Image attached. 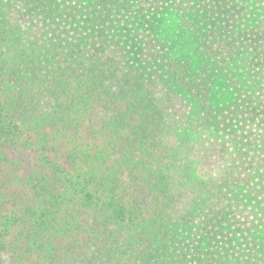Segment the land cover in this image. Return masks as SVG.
Returning a JSON list of instances; mask_svg holds the SVG:
<instances>
[{
  "label": "trees",
  "instance_id": "16d2710c",
  "mask_svg": "<svg viewBox=\"0 0 264 264\" xmlns=\"http://www.w3.org/2000/svg\"><path fill=\"white\" fill-rule=\"evenodd\" d=\"M39 18L45 50L24 30ZM170 89L203 127L235 113L233 159L197 198ZM244 191L264 193V0H0V264H263Z\"/></svg>",
  "mask_w": 264,
  "mask_h": 264
},
{
  "label": "rangeland",
  "instance_id": "374dc122",
  "mask_svg": "<svg viewBox=\"0 0 264 264\" xmlns=\"http://www.w3.org/2000/svg\"><path fill=\"white\" fill-rule=\"evenodd\" d=\"M24 27L28 39L36 41L40 50H45V47L51 44L54 31L49 32L46 29L43 19H34ZM138 65L140 64L138 63ZM172 90H168L163 95L166 107L167 141L182 153L178 156L177 161L189 168L188 174L180 179V187L184 190L183 194L188 199L197 198L200 195L199 184L221 179L233 159L231 125L235 119V113L226 109L231 105L229 102L215 113L214 121L203 127L199 111L193 100L182 92H173ZM180 183L178 182V184ZM232 202L238 208L239 221L243 226L250 227L252 232L258 233L257 237L255 234L247 237V241L251 243L245 244V248L258 245L259 247L253 252L255 257L252 256L251 259L256 260L258 255V258L263 259L260 262L264 264V193L256 195L251 191H244L239 198H235ZM202 232L201 226L197 224L190 237L196 234L198 239L203 236ZM227 234L231 237L235 236V233L231 231L225 233V237ZM222 238V236H217L215 241H222ZM213 243L215 244L214 241ZM242 256L245 259L250 257L246 254Z\"/></svg>",
  "mask_w": 264,
  "mask_h": 264
}]
</instances>
